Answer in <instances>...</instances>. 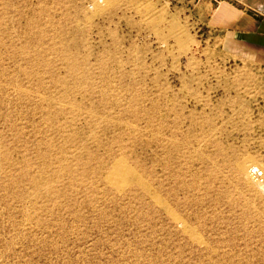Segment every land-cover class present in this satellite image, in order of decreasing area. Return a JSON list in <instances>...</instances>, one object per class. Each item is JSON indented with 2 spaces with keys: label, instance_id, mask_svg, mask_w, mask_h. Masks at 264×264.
Returning <instances> with one entry per match:
<instances>
[{
  "label": "rangeland",
  "instance_id": "rangeland-1",
  "mask_svg": "<svg viewBox=\"0 0 264 264\" xmlns=\"http://www.w3.org/2000/svg\"><path fill=\"white\" fill-rule=\"evenodd\" d=\"M187 1L0 0V264H264V54Z\"/></svg>",
  "mask_w": 264,
  "mask_h": 264
},
{
  "label": "crops",
  "instance_id": "crops-1",
  "mask_svg": "<svg viewBox=\"0 0 264 264\" xmlns=\"http://www.w3.org/2000/svg\"><path fill=\"white\" fill-rule=\"evenodd\" d=\"M195 13L207 19V32L222 35L236 51L264 54V0H189Z\"/></svg>",
  "mask_w": 264,
  "mask_h": 264
},
{
  "label": "bare ground",
  "instance_id": "bare-ground-1",
  "mask_svg": "<svg viewBox=\"0 0 264 264\" xmlns=\"http://www.w3.org/2000/svg\"><path fill=\"white\" fill-rule=\"evenodd\" d=\"M106 180L109 185H111L118 191L132 182H140V179L136 175V173L133 170L129 169L125 162L122 160H117L112 164L106 174ZM176 222L178 223V220Z\"/></svg>",
  "mask_w": 264,
  "mask_h": 264
},
{
  "label": "built area",
  "instance_id": "built-area-1",
  "mask_svg": "<svg viewBox=\"0 0 264 264\" xmlns=\"http://www.w3.org/2000/svg\"><path fill=\"white\" fill-rule=\"evenodd\" d=\"M250 177L256 183H263V174L256 169L250 170Z\"/></svg>",
  "mask_w": 264,
  "mask_h": 264
}]
</instances>
